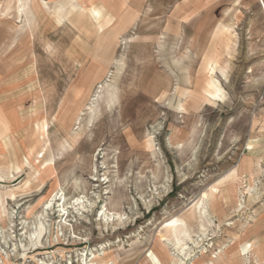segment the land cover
I'll return each mask as SVG.
<instances>
[{"label": "rangeland", "instance_id": "obj_1", "mask_svg": "<svg viewBox=\"0 0 264 264\" xmlns=\"http://www.w3.org/2000/svg\"><path fill=\"white\" fill-rule=\"evenodd\" d=\"M0 264H264L258 3L0 0Z\"/></svg>", "mask_w": 264, "mask_h": 264}, {"label": "bare ground", "instance_id": "obj_2", "mask_svg": "<svg viewBox=\"0 0 264 264\" xmlns=\"http://www.w3.org/2000/svg\"><path fill=\"white\" fill-rule=\"evenodd\" d=\"M140 99V98H139ZM111 102V101H110ZM106 105V104H105ZM16 119V118H15ZM17 120V119H16ZM16 133V132H15ZM4 143V142H3ZM5 145V144H4ZM237 180V179H236ZM239 181V180H238ZM237 181V182H238ZM39 195V194H38ZM56 198V197H55ZM33 199V198H32ZM55 200V199H54ZM57 205V204H56ZM65 207V206H64ZM49 211H51L52 210V207H49V209H48ZM62 211H63V209H62ZM65 215L67 216V212H65L64 214H63V216L65 217ZM177 222V221H176ZM176 222H173V225L169 228V233H173V232H176V229L174 228L175 227V224H176ZM176 236V235H175ZM186 240H190V238H189V236H187V238H186ZM185 239H184V241H186ZM201 242H203V240H201ZM198 244V243H197Z\"/></svg>", "mask_w": 264, "mask_h": 264}, {"label": "crops", "instance_id": "obj_3", "mask_svg": "<svg viewBox=\"0 0 264 264\" xmlns=\"http://www.w3.org/2000/svg\"><path fill=\"white\" fill-rule=\"evenodd\" d=\"M245 2H255L258 3L262 12H264V0H243Z\"/></svg>", "mask_w": 264, "mask_h": 264}]
</instances>
